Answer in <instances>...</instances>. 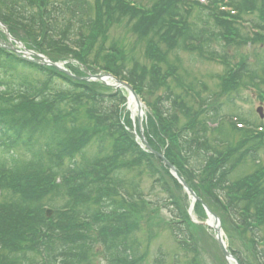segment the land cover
<instances>
[{"label": "trees", "instance_id": "1", "mask_svg": "<svg viewBox=\"0 0 264 264\" xmlns=\"http://www.w3.org/2000/svg\"><path fill=\"white\" fill-rule=\"evenodd\" d=\"M216 3L148 0L146 7L131 0H0V22L10 34L26 32L33 42L22 41L27 49L33 45L51 61L71 60L109 73L128 83L140 99L146 90L153 94L162 90L147 105L143 135L153 151L148 153L131 134L130 119L121 122L126 103L121 90L76 80L74 76L82 75L67 64L73 77L0 48V192H7V200L0 201V264H92L93 250L106 264L142 263L134 235L137 221L124 199L121 171L109 177L114 164H106V169L79 165L92 137L86 133L82 111L85 123L115 139L117 159L141 165L151 176L157 162L176 189L180 184L156 156L163 154L197 196L193 206L197 217L204 218L205 204L219 218L228 250L239 264H264V180L239 172L247 161L259 164L264 134L238 130L221 117L222 108L234 105L231 95L244 78L259 79L244 57L232 63L229 51L247 43L263 44L264 0L231 3L238 20L258 13L249 20L259 32L251 37L229 24ZM122 21L146 42L143 62L124 57L117 46H104L111 26ZM92 49H97L96 58L103 65L87 60ZM179 51L217 59L224 66L220 90L202 96L191 84L179 82L172 62H178ZM198 86L206 91L201 83ZM21 152L33 166L24 167V159L22 168ZM56 179L70 200L63 212L46 218L42 209L51 207L48 202L53 199L44 198L58 190L53 185ZM162 190L170 205L171 235L184 252L196 254L192 229L202 227L192 226L184 199L182 203L175 199L165 184Z\"/></svg>", "mask_w": 264, "mask_h": 264}, {"label": "rangeland", "instance_id": "2", "mask_svg": "<svg viewBox=\"0 0 264 264\" xmlns=\"http://www.w3.org/2000/svg\"><path fill=\"white\" fill-rule=\"evenodd\" d=\"M87 1L91 2L92 0ZM131 1L143 4L146 7L149 5L148 0ZM198 1L203 3L205 0ZM216 1V8L219 13L229 20V24H232L237 14L232 4H236V1L238 0ZM257 14L258 13L252 14L248 18L255 17ZM243 29L244 33L251 37L249 28L243 27ZM7 31L12 41H9L4 32L0 29V40L4 42V44H13L18 50H22L19 46L15 45L13 41L20 42L26 50L39 55V53L34 50L33 45L31 46V49H27L22 43V41L31 42V38L26 34V32L22 30H14L13 34H10L9 30ZM108 45L121 48L122 53L126 58H135L140 62H143V53L146 42L138 40L137 37L130 31V28L127 27L125 21L114 23L111 26L108 31L107 41L104 42L105 47H108ZM262 45H264V42L263 44L256 43L254 45L247 43L241 46L238 50L233 48L229 51L232 63L242 61V57H244L251 70L256 71L259 80H253L250 79V77H245L244 84H239L235 91L233 90V93L235 94L231 95L232 97L235 96L234 105L222 108L221 117L227 120H230L231 118L245 120L246 124L248 122L253 127H259V129L262 128L261 132L264 134V71L261 70L264 68V63L259 64L260 60L264 61V47ZM97 49L88 51L86 57L89 62L97 61L99 62L98 64H102L100 59L96 58ZM177 54L178 57H176V59H178V62L172 61L173 58H170V60L176 64L179 82H182V84H191L195 90L199 92L202 91V96H205L204 94L218 92L220 90L219 77L223 74L224 66L220 64L217 59L202 56L200 57L197 53L184 51H179ZM55 62L64 63V66L67 64L70 66L72 71L82 75L81 77L74 76L76 78L82 79L85 78L87 74H98L97 72L86 68V66L82 63H74L73 61L70 63L71 60ZM126 65H128V63H126ZM84 73L86 74L83 75ZM199 83L206 88V91L198 86ZM121 91L128 98V93L125 90ZM150 92L151 91L146 90L141 95V99L144 101L143 104L145 103V107L142 105L143 111L140 115L141 119L143 118L141 121L142 128L143 126H146L149 116L146 105L153 104L155 100H157L158 96L162 95V90L157 91L156 94ZM219 100L222 101L223 99ZM126 106L127 105L125 104L121 115V122H124L127 117L130 119L132 127L136 128L137 121H135V117L137 118V113L136 111L134 112L132 119ZM258 109L261 110V118L256 112ZM81 120L87 127L86 133L88 135H92V137L84 150L82 160L79 159V165H99L101 168L106 169V164H114V166H112L109 170V177H111L113 171L117 169L121 171V176L125 179L123 184V188L125 190V193L123 192V194H125L124 199L130 202L129 204L132 208L131 216L137 221V228L134 235L135 240L138 241L139 244L137 255H140L143 258L141 264H156L158 260H161V264H175V258H177L178 262L176 264H226L223 260L222 253L213 238L212 231L205 226L207 220L206 215H204L202 220L197 217L195 212L192 210V200L189 195L181 186L176 189L173 187L171 182H169L168 177L163 174L157 162L153 163L154 174L151 176L143 166L137 165L127 159H117L114 155L115 145L117 144L115 139L109 138L107 133L101 131V129L94 128V126L89 124L88 121L85 123V114L83 111ZM256 129L257 128H252L253 133H255ZM260 146L263 150L259 152V164L253 166L247 161L243 166H241L239 171L241 175L249 172L255 175H260L264 180V143L260 144ZM19 157L21 159L20 165L22 168L24 159L26 160L24 162V167L26 166V168H28L27 166H33L24 153L21 152ZM5 167L9 168L7 160H5ZM8 168L4 172H7ZM158 178H161L163 183H156ZM53 183V185L58 187V190L49 191L44 199H53L51 202H48L52 204V206L48 208H53L52 210L58 212L64 210L65 206H68L67 203L70 199L68 194H66L65 191L57 185L59 183L58 179L54 180ZM163 184H165L166 188L171 191L175 199L179 200L181 203V199H184L188 203V213L192 226L195 225L202 227L199 231H195L194 228L192 229L197 246V251L194 255L184 252L177 245L171 235L167 225L170 215L167 208L170 209V205L167 204L168 197L162 190ZM115 193L119 196L118 192ZM5 194H7V192H0V201H4L5 199L7 200V196H5ZM114 199H117V197H114ZM88 207L93 209L96 205H88ZM78 209L82 210V207L78 206ZM222 235L224 237L223 232ZM224 240L226 239L224 238ZM238 248L241 249L240 243L238 244ZM94 252L96 251L93 250V255L90 256L91 259H94L92 264H106L101 256L95 255L96 253ZM26 258L31 259L32 255H26ZM30 264H41V261H32Z\"/></svg>", "mask_w": 264, "mask_h": 264}, {"label": "water", "instance_id": "3", "mask_svg": "<svg viewBox=\"0 0 264 264\" xmlns=\"http://www.w3.org/2000/svg\"><path fill=\"white\" fill-rule=\"evenodd\" d=\"M0 27L5 31V34L8 36L6 28L4 26H2V25H0ZM18 45L20 47H22L20 44H18ZM0 46L5 47V45H2L1 43H0ZM13 51L16 54H18V51H16L15 49H13ZM25 54L34 56L35 60H32V61H35L36 63L49 65V66H52V67L56 68L57 70H59L61 72H65L66 73V71L60 65L52 63V62H49L47 59H45L43 57H40L38 55H35V54L27 52V51H26ZM107 79L111 80L114 83L113 86H112L113 88H125V89H127L129 94L132 96V98L135 99L136 104L138 106V111H140L138 99H137L136 95L134 94L132 88L130 86H128L127 84L118 81L116 78L112 77L111 75H103V76L97 75V76H93V77L91 76V77L85 78L84 80H86V81L96 80V81L104 82ZM256 112L259 114V116L261 118L262 117L261 116V110L258 109ZM138 128H139V131L141 132L140 123H138ZM142 142L144 143L145 148L148 149V145L145 143L144 139H142ZM159 157H160V159L163 160L164 165L167 166V168L169 169L170 173L181 184L183 189L193 198V200H196V197L193 194V192L190 189L187 188L185 182L176 174L175 169L168 162H166V160H164L162 155H159ZM204 208H205V211H206L208 219L210 218L211 221H212L213 231L215 232V239H216L217 243L219 244V246L221 248L222 255H223L224 259L226 260V262L228 264H231L230 261H233L234 264H237L236 260L230 255V253L228 252V250H227V248H226V246L224 244V241L222 240V234H221V230H220V222H219L218 218L214 214H211L210 211L206 208V206H204Z\"/></svg>", "mask_w": 264, "mask_h": 264}, {"label": "bare ground", "instance_id": "4", "mask_svg": "<svg viewBox=\"0 0 264 264\" xmlns=\"http://www.w3.org/2000/svg\"><path fill=\"white\" fill-rule=\"evenodd\" d=\"M130 113L132 116H134V112L136 111V107H135V102L132 98H129L128 100V105H127ZM137 119H138V115H137ZM143 119V118H142ZM141 117H140V120L142 121ZM208 226H212V222L210 221V218H209V221H208Z\"/></svg>", "mask_w": 264, "mask_h": 264}]
</instances>
